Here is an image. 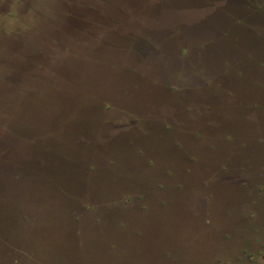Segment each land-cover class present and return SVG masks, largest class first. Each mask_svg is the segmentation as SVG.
Here are the masks:
<instances>
[{
	"label": "rangeland",
	"instance_id": "1",
	"mask_svg": "<svg viewBox=\"0 0 264 264\" xmlns=\"http://www.w3.org/2000/svg\"><path fill=\"white\" fill-rule=\"evenodd\" d=\"M162 1L0 0V264H264L254 0Z\"/></svg>",
	"mask_w": 264,
	"mask_h": 264
},
{
	"label": "trees",
	"instance_id": "2",
	"mask_svg": "<svg viewBox=\"0 0 264 264\" xmlns=\"http://www.w3.org/2000/svg\"><path fill=\"white\" fill-rule=\"evenodd\" d=\"M136 1H141V0H136ZM160 1L161 2L158 3L159 5L157 7L153 6L154 5V3H153V5L150 4L149 7L146 6V7L136 8V9H130L127 7L121 8V10L119 12L120 20L125 22V21L131 19L132 17L139 18V19L150 18V20H158L159 18H161V16H163L162 12H167V10H165V8H167V7L163 5L166 3H164L162 0H160ZM256 3H260V4H256ZM75 4L79 5L78 3H75ZM199 5H200V3L199 4L197 3V5L196 4L195 5L194 4L189 5L188 9H192L195 6H199ZM246 5H247V7H246L247 12L245 14V17H243L244 20L237 21L236 23L238 25L247 26L248 28H250L251 30H254V31H264V27H261L260 25H258V26L251 25V24L257 23V21L254 23V18H257V17H260V18L263 17L264 18V0L247 1ZM203 6L207 7V8H211L212 6H215V1H213V0L209 1L207 4H205ZM170 8H172V7H170ZM193 10H195V9H193ZM70 15H73V14L70 13ZM116 33H117V31H116ZM132 39H133V41H132ZM142 40H143V38H132L131 37V39H130V37H129V38H124V40H121V41L118 39V41H117V39L110 38L106 41V43L109 47H114L116 49H118V48L121 49L123 47L124 52L128 51V50L130 52L134 51V49H133L134 47L132 45H133V42H136V41H138V44L140 43L139 44L140 46H144L145 48L149 47V49H151V50L157 49V47L152 46L150 42L142 41ZM129 45H131L132 47L131 46L129 47ZM127 48H130V49L126 50ZM117 59H119L118 56L117 57H109L106 59L104 56L95 57V56H90L88 54L85 55L83 53H75L70 57L73 72H75V70L77 68H83V70L87 69L88 64H93V66L96 68L103 67V64H106L107 67H109V68H115L119 64L116 61ZM61 65H64V64H61ZM86 72L87 71H83L82 73L78 72V73H76V77H75V74H74V77L72 76V81L74 80L73 81V87H72L73 91L71 93V95H73L72 97L82 98V92L80 90H81V88L85 87L84 85L88 80ZM77 91L78 92L80 91V94L75 95V93H77ZM59 92H62V91L60 90ZM81 107H82L81 103H78L75 106V108L77 110H79Z\"/></svg>",
	"mask_w": 264,
	"mask_h": 264
}]
</instances>
